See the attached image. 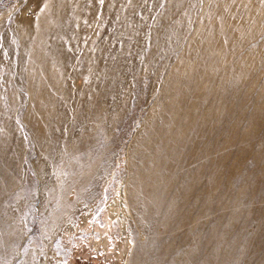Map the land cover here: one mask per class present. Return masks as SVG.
Listing matches in <instances>:
<instances>
[{
  "label": "rangeland",
  "instance_id": "rangeland-1",
  "mask_svg": "<svg viewBox=\"0 0 264 264\" xmlns=\"http://www.w3.org/2000/svg\"><path fill=\"white\" fill-rule=\"evenodd\" d=\"M0 264H264V0H0Z\"/></svg>",
  "mask_w": 264,
  "mask_h": 264
}]
</instances>
